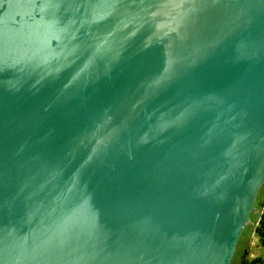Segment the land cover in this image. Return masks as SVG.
Segmentation results:
<instances>
[{
  "label": "water",
  "instance_id": "obj_1",
  "mask_svg": "<svg viewBox=\"0 0 264 264\" xmlns=\"http://www.w3.org/2000/svg\"><path fill=\"white\" fill-rule=\"evenodd\" d=\"M263 186L264 0H0V264H232Z\"/></svg>",
  "mask_w": 264,
  "mask_h": 264
},
{
  "label": "crops",
  "instance_id": "obj_2",
  "mask_svg": "<svg viewBox=\"0 0 264 264\" xmlns=\"http://www.w3.org/2000/svg\"><path fill=\"white\" fill-rule=\"evenodd\" d=\"M257 207L264 203V186L260 191ZM255 218V217H254ZM263 259L264 264V235H261L253 222L246 227L233 257L232 264H250L255 259Z\"/></svg>",
  "mask_w": 264,
  "mask_h": 264
},
{
  "label": "trees",
  "instance_id": "obj_3",
  "mask_svg": "<svg viewBox=\"0 0 264 264\" xmlns=\"http://www.w3.org/2000/svg\"><path fill=\"white\" fill-rule=\"evenodd\" d=\"M257 231L264 235V211L262 213L261 219H260V225L257 227ZM250 264H263V259H255Z\"/></svg>",
  "mask_w": 264,
  "mask_h": 264
},
{
  "label": "built area",
  "instance_id": "obj_4",
  "mask_svg": "<svg viewBox=\"0 0 264 264\" xmlns=\"http://www.w3.org/2000/svg\"><path fill=\"white\" fill-rule=\"evenodd\" d=\"M261 219V218H260ZM260 219H258L255 223V228H257L260 225Z\"/></svg>",
  "mask_w": 264,
  "mask_h": 264
},
{
  "label": "rangeland",
  "instance_id": "obj_5",
  "mask_svg": "<svg viewBox=\"0 0 264 264\" xmlns=\"http://www.w3.org/2000/svg\"><path fill=\"white\" fill-rule=\"evenodd\" d=\"M258 201H259V202H258V204H259V203L261 202V199H260V200L258 199Z\"/></svg>",
  "mask_w": 264,
  "mask_h": 264
}]
</instances>
